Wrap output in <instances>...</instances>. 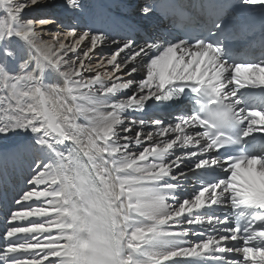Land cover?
Returning <instances> with one entry per match:
<instances>
[{
	"label": "snow or ice",
	"instance_id": "1",
	"mask_svg": "<svg viewBox=\"0 0 264 264\" xmlns=\"http://www.w3.org/2000/svg\"><path fill=\"white\" fill-rule=\"evenodd\" d=\"M46 4L0 0V137L32 134L0 153L3 167L32 157L0 264H264V107L245 95L264 93V0L145 4L178 31L139 41L113 5L64 0L79 16L63 24L25 15ZM184 101L167 123L125 115Z\"/></svg>",
	"mask_w": 264,
	"mask_h": 264
},
{
	"label": "bare ground",
	"instance_id": "2",
	"mask_svg": "<svg viewBox=\"0 0 264 264\" xmlns=\"http://www.w3.org/2000/svg\"><path fill=\"white\" fill-rule=\"evenodd\" d=\"M86 1L88 2V4L84 2L82 4L84 5V8L88 12H93L97 9L98 5L104 4V5H113V7H111L112 13L117 16H123L128 20H133V16L139 13V9H137L138 2H136V0H111V3H106V1H110V0H86ZM116 4H120L121 8H123V6L126 5L127 7L130 6L136 9H133L131 11L132 13H126L123 10H117L115 6ZM0 15H3V13L0 12ZM25 15L30 18H49V19H55V16H61L65 22H68L72 19H75L77 16H79L78 13L73 15L72 12L66 11L65 6H64V0H48V4L46 5H39V6H34L30 9H26ZM80 19L83 20L84 17L81 16ZM58 23L63 24L62 22H59V21ZM117 39H119V37H117ZM11 47L17 53V58L19 59L21 49L23 48L22 43L18 40L14 41ZM105 52H107V49H105ZM3 59L5 58L2 56V54H0V61H2ZM9 70H12V71L16 70V62L12 61L10 58H9ZM92 74L94 75V73ZM134 75L136 76L137 74H134ZM44 78H45V82L48 84L58 85L62 83V79L60 78V76L53 70L46 71L44 74ZM128 94H130V92ZM125 115L128 117V119L138 118V115L131 113V112L125 113ZM153 116L159 118L156 113H153ZM80 120L78 122L81 123ZM149 130H152V129H149ZM31 139H32V134L30 132H17L15 134H10L7 138L0 137V153L8 151L7 150L8 148H10L9 150H12L16 148L17 146L25 144ZM133 150H137V149L134 148ZM30 157H31L30 154L23 156V158L25 159H30ZM0 168L4 172H11L10 163L6 167L0 166ZM23 168L25 169L26 166H23ZM6 179L7 181L11 183L20 182L19 178L15 174H8L6 176ZM26 179H27V175L24 173L22 176L24 189H26L27 187H30L26 185L25 183ZM5 198L7 199L6 195H5ZM0 232H3V229H0Z\"/></svg>",
	"mask_w": 264,
	"mask_h": 264
},
{
	"label": "rangeland",
	"instance_id": "3",
	"mask_svg": "<svg viewBox=\"0 0 264 264\" xmlns=\"http://www.w3.org/2000/svg\"><path fill=\"white\" fill-rule=\"evenodd\" d=\"M53 20H55V19H53ZM55 21H57V20H55ZM57 23H58V22H57ZM143 76H144V74H142V72H141V73H137L136 78H137V79H141V78H143ZM80 121H81V123H84L83 119H81ZM146 143H147V142H146ZM139 150H142V147H141L140 149L135 150V151H139ZM3 215H4V214H3Z\"/></svg>",
	"mask_w": 264,
	"mask_h": 264
}]
</instances>
